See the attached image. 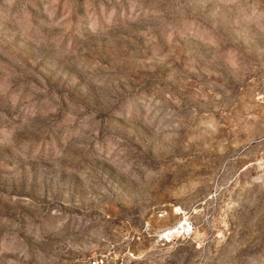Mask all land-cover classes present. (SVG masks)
<instances>
[{
  "label": "rangeland",
  "instance_id": "374dc122",
  "mask_svg": "<svg viewBox=\"0 0 264 264\" xmlns=\"http://www.w3.org/2000/svg\"><path fill=\"white\" fill-rule=\"evenodd\" d=\"M99 260L264 264V0H0V264Z\"/></svg>",
  "mask_w": 264,
  "mask_h": 264
},
{
  "label": "built area",
  "instance_id": "2783aa9c",
  "mask_svg": "<svg viewBox=\"0 0 264 264\" xmlns=\"http://www.w3.org/2000/svg\"><path fill=\"white\" fill-rule=\"evenodd\" d=\"M177 227L179 228V231L187 229L186 224H180V225H177ZM172 237L173 236L170 235L169 232H164L163 234H161V239L164 240L165 242H170L172 240ZM96 264H102V260L97 261Z\"/></svg>",
  "mask_w": 264,
  "mask_h": 264
},
{
  "label": "bare ground",
  "instance_id": "6f19581e",
  "mask_svg": "<svg viewBox=\"0 0 264 264\" xmlns=\"http://www.w3.org/2000/svg\"><path fill=\"white\" fill-rule=\"evenodd\" d=\"M182 228H184V227H182ZM165 232H169L170 235L174 236L175 234H178L179 233V228L176 226V227H173V228L168 229Z\"/></svg>",
  "mask_w": 264,
  "mask_h": 264
}]
</instances>
